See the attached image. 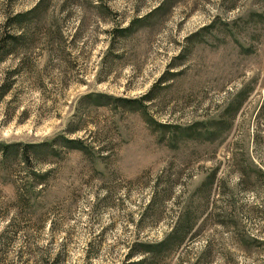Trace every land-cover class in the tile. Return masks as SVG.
Segmentation results:
<instances>
[{
	"label": "rangeland",
	"instance_id": "1",
	"mask_svg": "<svg viewBox=\"0 0 264 264\" xmlns=\"http://www.w3.org/2000/svg\"><path fill=\"white\" fill-rule=\"evenodd\" d=\"M34 8L0 144L49 148L0 154V264H264V0H0V36Z\"/></svg>",
	"mask_w": 264,
	"mask_h": 264
},
{
	"label": "trees",
	"instance_id": "2",
	"mask_svg": "<svg viewBox=\"0 0 264 264\" xmlns=\"http://www.w3.org/2000/svg\"><path fill=\"white\" fill-rule=\"evenodd\" d=\"M36 8V7H35ZM29 10L27 13L24 14H13L12 16H7L5 19V22L2 26V29H4L5 33L4 35L0 36V62L4 60L6 56H11V55H17L16 52L14 51V46L18 40L19 37L16 36L15 34H10L8 33V29L12 28L14 31H23L22 26L29 14H31L34 10ZM14 33V32H13ZM21 40V39H20ZM15 75V71L10 72L7 74L8 78L6 83L3 85H0V98L7 94L10 91L11 88V80ZM10 81V82H9ZM68 145H76L73 141H66ZM49 146L45 145H37V144H31V145H11V144H5L2 143L0 144V154L2 156L6 155H15L20 156L21 162H28L29 161V156L33 158L34 161L37 160V156H40L41 152L45 151L47 152ZM31 158V159H32ZM193 228V220L189 218L188 216L185 217L183 220H179L178 223L176 224L175 227L172 228L170 232V236L165 240L164 243L158 244L157 247H149L147 249L141 250L142 253L147 252V251H155V249H160L166 247L168 248L169 246H177L179 245L180 242L184 240L185 237L189 235ZM170 248V247H169Z\"/></svg>",
	"mask_w": 264,
	"mask_h": 264
}]
</instances>
